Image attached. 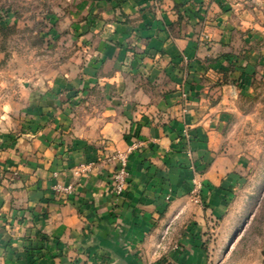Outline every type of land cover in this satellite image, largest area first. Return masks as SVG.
<instances>
[{
	"label": "crops",
	"instance_id": "0c3cea01",
	"mask_svg": "<svg viewBox=\"0 0 264 264\" xmlns=\"http://www.w3.org/2000/svg\"><path fill=\"white\" fill-rule=\"evenodd\" d=\"M80 1L85 13L101 8L99 18L132 19L119 33L134 34L155 56L146 60L149 79L125 81V50L101 43L95 49L115 54L100 81L108 102L89 103L83 120L75 114L42 138L5 144L0 264H211L209 229L215 218L229 217L220 187L235 159L217 153L221 98L212 95L223 90L210 91L215 77L198 71L220 65L201 58L230 41L235 22L222 10L225 0ZM121 152H129V178L116 196ZM57 184L74 193H57Z\"/></svg>",
	"mask_w": 264,
	"mask_h": 264
},
{
	"label": "rangeland",
	"instance_id": "374dc122",
	"mask_svg": "<svg viewBox=\"0 0 264 264\" xmlns=\"http://www.w3.org/2000/svg\"><path fill=\"white\" fill-rule=\"evenodd\" d=\"M220 5L235 22L227 29L230 41L222 51L201 58L220 65L198 72L215 77L210 91L223 90L212 95L221 98L217 153H228L235 162L220 187L229 217L215 218L214 231L209 229L210 263L264 264V0ZM97 10L92 5L83 12L80 0H0V154L9 140L42 138L50 125L65 126L75 114L83 120L89 103L108 102L100 81L111 72L106 59L115 54L109 58L95 46L109 42L113 53L125 50V81L142 85L149 79L146 60L155 56L134 34L119 33V26L132 19L99 18ZM189 60L184 64L191 73Z\"/></svg>",
	"mask_w": 264,
	"mask_h": 264
},
{
	"label": "built area",
	"instance_id": "2783aa9c",
	"mask_svg": "<svg viewBox=\"0 0 264 264\" xmlns=\"http://www.w3.org/2000/svg\"><path fill=\"white\" fill-rule=\"evenodd\" d=\"M115 158L119 160V167L113 174L114 180V193L116 196L122 194L127 187V181L129 178L128 172V158L129 152H122L115 155ZM201 186L198 185V188L195 190V193L199 195ZM55 191L62 195H72L74 193L73 186H64L62 184H57L55 186Z\"/></svg>",
	"mask_w": 264,
	"mask_h": 264
}]
</instances>
